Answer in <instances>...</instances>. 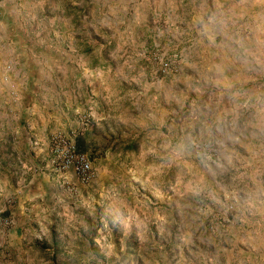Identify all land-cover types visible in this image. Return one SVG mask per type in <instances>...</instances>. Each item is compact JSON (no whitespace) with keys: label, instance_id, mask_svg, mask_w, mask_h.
Wrapping results in <instances>:
<instances>
[{"label":"rangeland","instance_id":"374dc122","mask_svg":"<svg viewBox=\"0 0 264 264\" xmlns=\"http://www.w3.org/2000/svg\"><path fill=\"white\" fill-rule=\"evenodd\" d=\"M145 1L0 0V67L42 61L34 76L51 95L38 102L93 112L95 143L93 181L83 192L68 182L65 207L29 232L49 251L24 246L0 264H264V0H159L160 15ZM154 26L215 53L197 47L158 74L149 55L165 50L142 40ZM15 27L28 41L6 42ZM66 54L86 62L80 90ZM52 119L51 133L70 132ZM140 134L139 153L123 157Z\"/></svg>","mask_w":264,"mask_h":264},{"label":"crops","instance_id":"0c3cea01","mask_svg":"<svg viewBox=\"0 0 264 264\" xmlns=\"http://www.w3.org/2000/svg\"><path fill=\"white\" fill-rule=\"evenodd\" d=\"M145 2L148 4L149 0ZM139 5L141 13L148 9L143 6L142 1ZM201 5L200 9L207 7L206 2ZM162 6L163 2L157 0V6L153 7L152 11L157 15L163 14ZM15 15L14 12L11 13V17H15ZM20 31L21 28L17 31L15 27L14 33L16 32L17 35L7 36V39L5 38L6 42L28 41L30 31L27 29L22 33ZM69 31H72V28ZM169 33V27L154 26L146 30L142 40L147 41L148 39L151 45L146 44L147 47L160 46L162 50L167 52H176L175 54L178 56L179 54L183 55V61H186L185 67L191 59H194L193 51L197 47L204 48L202 49L203 54L206 49L210 55L215 53L213 49L214 42H188L187 44V42H179V39L175 38L177 34ZM71 37L74 38L72 35ZM67 38H69V35ZM169 39L175 40V42H159L161 40L170 41ZM75 42H79L78 36ZM224 43L229 44V47L232 48L236 46V42ZM181 46V50H178ZM66 57H68L66 63L67 61L70 63L73 61L77 65V69L76 73H70L67 69L64 77L66 79L70 77L77 80L81 79L77 84V89L80 90L79 87L84 85L82 82L84 77L82 78V76L89 73L84 68L86 62L79 54L75 56L66 54ZM26 58H19L17 63L20 64V68L16 64L14 70L11 66L9 71L0 67V210L3 211L0 216V259L4 262H7V259L15 252L23 253L24 246L33 248L32 245H38L35 240H29L30 230H35V226L38 227V224L45 225L47 221L51 222L55 216L56 206L65 207V204L60 206V192L68 182H76L75 184L78 185L72 171L61 174L56 172L51 165L52 152L49 145V135L52 132V125H56L53 124L52 118L58 117L61 123H57L60 126L64 123L66 131L78 132L76 138L77 148L80 152L87 154L88 157L90 156V159L92 158L91 149L95 146L94 134L91 130L94 126L89 123L88 126L80 130L78 122L83 114L89 112L88 109L80 110L81 115L79 116L78 112L76 118L69 114L70 109L68 106H63L67 113L64 111L57 112L59 107L56 111L52 110L51 113H48L46 106L38 102V95L41 93L51 95L50 91H45L43 86H39L40 82L34 76L35 71L38 69L45 70V68L42 61L33 60L29 55ZM201 59L205 60L204 55ZM95 61L93 60V63ZM25 62L27 65L23 66L22 63ZM80 62H83V65ZM87 64H90V62H87ZM47 69H49L48 66ZM68 89L67 87V91ZM62 94H64L62 95L64 97L65 93ZM12 95L17 96L18 100L15 103L10 101ZM57 96L59 98V94ZM92 114L93 112L89 115ZM84 141L88 144L83 145ZM100 160V158H95L93 161L96 163ZM78 190L83 192L85 188L78 185ZM6 219L10 222L9 226L4 224Z\"/></svg>","mask_w":264,"mask_h":264},{"label":"built area","instance_id":"2783aa9c","mask_svg":"<svg viewBox=\"0 0 264 264\" xmlns=\"http://www.w3.org/2000/svg\"><path fill=\"white\" fill-rule=\"evenodd\" d=\"M150 62L156 68V72L161 75H168L174 64L177 54L167 52H153L149 55ZM90 123V115L84 114L80 117V130ZM77 131L63 132L57 131L49 135V145L52 152L51 165L53 169L61 174L73 172L77 183L82 186L89 185L94 179V172L91 160L88 155L78 150L76 144ZM74 192V188H70ZM3 211L0 210V216ZM7 226L9 221L4 220Z\"/></svg>","mask_w":264,"mask_h":264},{"label":"trees","instance_id":"16d2710c","mask_svg":"<svg viewBox=\"0 0 264 264\" xmlns=\"http://www.w3.org/2000/svg\"><path fill=\"white\" fill-rule=\"evenodd\" d=\"M97 61H95V65H96ZM143 135L140 134L132 139H129L128 141L124 142L121 144V152L123 157L127 156V155H132V154H138L139 153V147L141 145V140ZM83 151V150H81ZM83 153V152H82ZM31 247H33V249H37L38 251L42 252V253H46L49 251L46 243L45 244H39V245H32ZM57 253H54L53 256H56ZM54 258V257H53Z\"/></svg>","mask_w":264,"mask_h":264}]
</instances>
